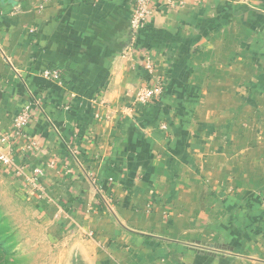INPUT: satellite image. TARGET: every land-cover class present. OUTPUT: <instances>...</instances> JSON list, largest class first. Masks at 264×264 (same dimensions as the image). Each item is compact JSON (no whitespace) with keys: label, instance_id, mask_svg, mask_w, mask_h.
I'll return each mask as SVG.
<instances>
[{"label":"crops","instance_id":"1","mask_svg":"<svg viewBox=\"0 0 264 264\" xmlns=\"http://www.w3.org/2000/svg\"><path fill=\"white\" fill-rule=\"evenodd\" d=\"M131 11L0 0V131L17 188L92 235L96 264H264V0H153L133 47ZM157 78L160 98L138 104ZM29 103L32 148L12 133Z\"/></svg>","mask_w":264,"mask_h":264},{"label":"rangeland","instance_id":"2","mask_svg":"<svg viewBox=\"0 0 264 264\" xmlns=\"http://www.w3.org/2000/svg\"><path fill=\"white\" fill-rule=\"evenodd\" d=\"M14 179L0 169V264H96L92 235L52 223Z\"/></svg>","mask_w":264,"mask_h":264},{"label":"built area","instance_id":"3","mask_svg":"<svg viewBox=\"0 0 264 264\" xmlns=\"http://www.w3.org/2000/svg\"><path fill=\"white\" fill-rule=\"evenodd\" d=\"M153 0H130L131 4V14L129 17V32H130V43L129 47L135 46L137 41L139 40L141 30L144 28L146 20L151 15V4ZM170 2V0H168ZM146 69L149 72H152V65L149 61L145 64ZM43 76L50 79L58 78V70L57 69H46L43 72ZM165 84L164 80L161 78H157L154 81L153 85L145 84L141 86L137 93L135 100L138 104L146 105L152 100H158L163 93ZM35 101V100H33ZM31 119V104H26L23 108L13 117L12 119V133L13 136L23 137L28 142L27 148L36 147V140L31 138L26 130ZM163 128H165L163 126ZM10 138L9 133L0 131V165L4 170L11 173L13 177L18 178L21 176L22 167L18 166L13 159L12 152L9 148L10 146ZM40 173V170H34V174L28 180V182L35 186L37 185V174ZM261 207L264 213V199L261 201Z\"/></svg>","mask_w":264,"mask_h":264}]
</instances>
